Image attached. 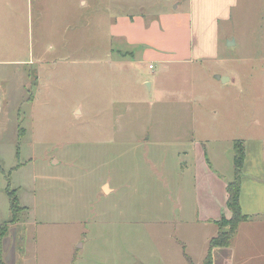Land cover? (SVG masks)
<instances>
[{
    "label": "rangeland",
    "instance_id": "obj_1",
    "mask_svg": "<svg viewBox=\"0 0 264 264\" xmlns=\"http://www.w3.org/2000/svg\"><path fill=\"white\" fill-rule=\"evenodd\" d=\"M77 1L0 0V225L10 189L18 222L32 224L19 229L24 264H156L173 243L202 251L218 229L180 210L183 198L192 214L195 156L229 182L235 141L251 173L264 156V0H239L217 60L194 63L143 62L111 34L119 17L149 19L165 0H85L82 12ZM233 245L221 264H264V228Z\"/></svg>",
    "mask_w": 264,
    "mask_h": 264
},
{
    "label": "crops",
    "instance_id": "obj_2",
    "mask_svg": "<svg viewBox=\"0 0 264 264\" xmlns=\"http://www.w3.org/2000/svg\"><path fill=\"white\" fill-rule=\"evenodd\" d=\"M165 1V9H162L158 15H151L149 19L145 14L119 17L116 22L112 23L111 34L116 37V40H123L124 42L122 43L127 45L125 48L132 47L135 50L139 49L140 55L138 57L146 63H194V61L198 60H217V53L221 50V28L231 21L233 11L239 5V0ZM19 5L20 3L18 7H15L17 13L21 12ZM78 6L82 12L87 7V2L85 0H78L75 5L76 10ZM28 11H32V3L28 4L27 2ZM22 12H26V9ZM198 30L203 35L210 37L208 44H203L204 46L201 43L198 44ZM144 46L148 48L144 50L142 48ZM205 52L210 53L209 55H205ZM151 66L153 65L151 64L150 68ZM219 76L226 77L223 75ZM229 78L230 83L233 81V78ZM147 84L149 87H152V83L148 82ZM140 140H144V137H141ZM192 143L196 150L197 145L198 147H202L196 141L192 140ZM245 163L246 173L252 174V176L250 178L243 177L242 179L240 204L243 213L249 216L250 220L240 225L233 242L240 239L244 231L250 227L257 226L261 230L264 228V156L261 158L259 165H257V171L254 173L250 172L252 166L249 164L248 159ZM192 173L194 185L190 189L189 195L193 210L192 214L186 217V208L182 198L180 202L181 218L186 220L185 223L188 222L192 226H214L218 229V234L219 227L217 222L223 217L230 219L232 216L227 207V186L230 182L211 166L206 154L205 156H195ZM5 194L10 201L7 191ZM11 218L12 213L10 219L2 224L8 225V232L2 241V257L5 264H24V259L27 258L24 248L25 237H22L19 229L20 227L28 229L32 224L28 221L26 223H10ZM246 236L248 235L244 237ZM258 236L260 237V235ZM249 237L255 238L254 234L253 236L249 235ZM169 238L172 240L173 235ZM211 238L209 237L205 241L206 243L202 251H198L194 247V251L190 248L189 254L181 253V250L173 243V248H171L168 257H163L166 260L163 261L161 258L156 264H205L210 250V243L213 239ZM260 240H263V238L261 237ZM231 247H234L233 243ZM260 248H263V244L260 245ZM227 253L230 252H227L223 248L214 249L212 251L214 264H221V258ZM259 255L257 257H264V254ZM75 256H78V252ZM141 257L144 263H148L143 255ZM75 260L74 257V264Z\"/></svg>",
    "mask_w": 264,
    "mask_h": 264
},
{
    "label": "trees",
    "instance_id": "obj_3",
    "mask_svg": "<svg viewBox=\"0 0 264 264\" xmlns=\"http://www.w3.org/2000/svg\"><path fill=\"white\" fill-rule=\"evenodd\" d=\"M234 169L235 178L227 186L228 202L227 207L232 216L230 219L223 217L217 225L219 232L216 237L211 240L209 254L205 260V264H214L212 251L218 248H230L235 236L238 233L241 224L250 220L249 216H246L241 208L240 196L242 188V172L246 160V148L242 141L237 140L234 143ZM7 194L10 199V210L12 218L10 223H17L19 219L20 203L16 196L15 191L7 189ZM8 232V225L0 226V264H5L2 257V241Z\"/></svg>",
    "mask_w": 264,
    "mask_h": 264
},
{
    "label": "water",
    "instance_id": "obj_4",
    "mask_svg": "<svg viewBox=\"0 0 264 264\" xmlns=\"http://www.w3.org/2000/svg\"><path fill=\"white\" fill-rule=\"evenodd\" d=\"M231 42V41H230ZM228 42V45L231 46V43ZM216 79L220 82H222L223 84H227L230 81L229 77H222V76H216Z\"/></svg>",
    "mask_w": 264,
    "mask_h": 264
},
{
    "label": "built area",
    "instance_id": "obj_5",
    "mask_svg": "<svg viewBox=\"0 0 264 264\" xmlns=\"http://www.w3.org/2000/svg\"><path fill=\"white\" fill-rule=\"evenodd\" d=\"M152 68V66H151ZM1 106H2V93L0 92V110H1Z\"/></svg>",
    "mask_w": 264,
    "mask_h": 264
}]
</instances>
